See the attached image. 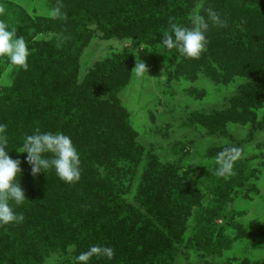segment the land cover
<instances>
[{"label": "trees", "instance_id": "1", "mask_svg": "<svg viewBox=\"0 0 264 264\" xmlns=\"http://www.w3.org/2000/svg\"><path fill=\"white\" fill-rule=\"evenodd\" d=\"M62 3L67 20L51 19L47 29L59 32L64 41L25 36L28 68L12 64V84L0 89V124H7L9 138L6 151L20 161L17 181L26 198L22 205L13 204L16 213H23V222L0 224V264H44L52 253L70 255L66 264H76L75 257L92 245L112 247L114 256H93L88 264H176L179 257L189 260L193 252L202 253V259L221 257L241 231L229 205L245 187V154L230 176L214 174L209 179L215 206L191 232L190 218L202 194L181 178L180 159L162 162L136 140L117 98L130 79L135 51L159 45L169 17L191 27L197 0ZM205 6L227 19L228 27L210 24L207 50L199 59L186 58L175 48L165 50L166 80L187 75L194 79L198 71L209 73L205 75L220 85L241 80L229 107L201 120L210 134L230 142L214 146L211 151L217 155L225 146L244 149L264 131V119H256V113L264 111V0H205ZM3 21L14 29L8 19ZM95 33L130 44L96 63L81 80L79 60ZM7 62L0 57V75ZM229 123L248 125L246 138L226 133ZM36 128L72 139L81 159L78 182L60 180L54 168L32 174L27 153L20 151ZM220 219L225 226L215 225Z\"/></svg>", "mask_w": 264, "mask_h": 264}, {"label": "rangeland", "instance_id": "2", "mask_svg": "<svg viewBox=\"0 0 264 264\" xmlns=\"http://www.w3.org/2000/svg\"><path fill=\"white\" fill-rule=\"evenodd\" d=\"M0 2L5 9L4 14L9 12L7 16L0 15V20L8 19L9 25L12 24L16 30L17 38L35 34L36 41H64L59 32L47 29L51 21L48 12L56 5L55 0ZM129 44L126 39H104L95 33L82 51L79 78L84 79L96 63ZM158 47L143 46L135 51V64L137 60L145 63L148 76L137 77L131 73L117 98L128 114V124L136 133V140L162 162L180 159L181 178L202 194L200 204L190 218L192 232L201 225L199 220L205 216V211L215 206L209 179L217 165L216 155L211 150L214 146L230 144L226 138L210 134L201 120L228 108V99L241 80L220 85L212 76L205 75L209 73L198 71L194 79L188 75L179 76L167 83V54ZM12 71L13 65L9 61L0 75V89L12 84ZM256 114V119H264L263 110ZM248 130V125L240 123H229L225 127L226 133L240 140L246 138ZM244 154L248 166L245 187L229 205L233 221L241 231L234 240L235 235H231L230 250L224 251L221 257L203 259L202 253H189V260L179 257L176 264H264V131L257 133L244 147ZM214 223L219 227L225 226L222 219ZM53 254L46 258L44 264H66L71 260L70 255Z\"/></svg>", "mask_w": 264, "mask_h": 264}, {"label": "clouds", "instance_id": "3", "mask_svg": "<svg viewBox=\"0 0 264 264\" xmlns=\"http://www.w3.org/2000/svg\"><path fill=\"white\" fill-rule=\"evenodd\" d=\"M63 8L62 0H57L56 6L48 12L49 17L67 20L66 12L62 11ZM4 12V7L0 6V15ZM174 19L169 17V28L163 32L158 48L166 51L175 48L182 56L191 59H199L207 50L206 33L209 31L210 24L218 28L228 27L227 19H221L211 7H206L205 0H197L190 18L191 27L181 26L175 23ZM29 55L30 51L25 38L23 36L17 38L16 31L9 30L7 23L0 20V57H7L13 65L27 70ZM147 71L146 64L137 60L131 73L141 77L147 75ZM6 129L7 124H0V224H20L25 217L23 213L18 214L14 211L13 204L22 205L26 198L17 181L21 173L20 161L10 158L6 151L9 143ZM20 152L27 153L26 159L31 165L33 175L54 168L58 178L66 183L71 184L80 180V154L72 139L63 132H42L36 128L33 134L25 137ZM243 154L244 149L238 145L225 146L215 157L217 168L214 174L224 178L230 176L235 163L242 158ZM93 256L111 260L114 249L109 246L92 245L76 256L75 262L88 264Z\"/></svg>", "mask_w": 264, "mask_h": 264}]
</instances>
